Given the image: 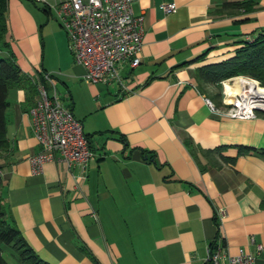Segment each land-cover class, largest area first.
<instances>
[{
	"label": "crops",
	"instance_id": "crops-1",
	"mask_svg": "<svg viewBox=\"0 0 264 264\" xmlns=\"http://www.w3.org/2000/svg\"><path fill=\"white\" fill-rule=\"evenodd\" d=\"M60 1L6 0L0 56L9 50L35 81L43 72L59 81L57 96L92 151L83 174L54 160L32 171L39 144L27 110L37 97L7 93L2 193L26 244L49 264H205L213 210L222 209L225 252L242 248L264 264V158L256 153L264 150V115L212 113L203 97L216 89L203 93L196 78L198 66L225 59L264 28V0H249L247 12L221 7L247 0H135L139 62L120 65L123 90L82 79L54 13ZM167 3L174 8L164 13ZM221 97L211 100L217 108Z\"/></svg>",
	"mask_w": 264,
	"mask_h": 264
},
{
	"label": "built area",
	"instance_id": "built-area-1",
	"mask_svg": "<svg viewBox=\"0 0 264 264\" xmlns=\"http://www.w3.org/2000/svg\"><path fill=\"white\" fill-rule=\"evenodd\" d=\"M135 0H62L54 7V13L62 28L67 48L75 63L83 69L82 79L89 83L114 84L124 89L120 77V65L134 67L139 62L141 45V15L132 13ZM160 9L170 12L172 3L161 4ZM37 80V99L27 113L31 118L34 137L39 144L38 152L31 156V169L40 170L46 161L62 162L67 168H77L84 173L92 151L82 132L81 123L62 104L48 73H41ZM252 82L257 89L258 81L236 75L220 81L223 108H217L206 97L204 103L216 115L250 119L264 111V95L250 89ZM240 84V86H236ZM235 85L230 93L225 87ZM259 89V88H258ZM222 209L216 210L219 220ZM257 249L260 246L257 245ZM206 264H253V255L238 248L234 254L225 252L221 237L214 238L205 248Z\"/></svg>",
	"mask_w": 264,
	"mask_h": 264
},
{
	"label": "trees",
	"instance_id": "trees-1",
	"mask_svg": "<svg viewBox=\"0 0 264 264\" xmlns=\"http://www.w3.org/2000/svg\"><path fill=\"white\" fill-rule=\"evenodd\" d=\"M252 6L253 2L249 0L222 2L221 4V7H231L236 11L244 12L252 10ZM5 12L6 0H0V45L6 48V43L3 41L7 31ZM235 44L236 46L230 56L196 68V78L200 90L203 93L206 92L205 86L207 85L214 86L216 89V92L206 94L205 97L210 101L220 98V81L236 75L252 78L258 81L259 86L264 87V28L259 29L249 40H240ZM36 83L37 80H33L20 70L9 50H6L5 54L0 56V153L6 151L8 146L4 120V113L8 107V90L21 88L26 92H36ZM260 113L264 115V111ZM84 137L86 139L85 135ZM253 151L255 150L250 147H238V153ZM256 153L264 158V150H259ZM222 159L227 162L233 160L232 158L223 157ZM2 191L3 177L0 176V264H9L3 257V251H6V256L12 259L15 264H49L41 260L30 249L9 218ZM212 220L216 228L215 238L220 237L218 231L219 221L214 210Z\"/></svg>",
	"mask_w": 264,
	"mask_h": 264
},
{
	"label": "rangeland",
	"instance_id": "rangeland-1",
	"mask_svg": "<svg viewBox=\"0 0 264 264\" xmlns=\"http://www.w3.org/2000/svg\"><path fill=\"white\" fill-rule=\"evenodd\" d=\"M47 19H48V21H52V23H54V25H56L57 27H58V25H57V20H55V17H54V14L53 13H51L50 15H47V17H46ZM58 28H60V27H58ZM52 29H54L53 28V26H52ZM51 32H52V30H51ZM48 48V47H47ZM47 52H48V50H47ZM56 71V70H55ZM54 75V74H53ZM53 77V76H52ZM53 80H54V83H55V89H56V93H57V95L60 97V93L59 92H61V89H60V83H59V81L58 80H56L55 78H53ZM52 80V81H53ZM44 87H45V89L46 90H48L49 89V85L48 84H45L44 83ZM8 93H9V98H10V100H12V96L14 95V90H12V89H10V90H8ZM26 94L27 95H29L30 97H31V99L32 100H34L36 97H37V94H36V92H26ZM36 100V99H35ZM35 100H34V102H35ZM33 106V105H32ZM4 253H3V257H4V259L9 263V264H15L14 262H13V260H11L8 256H6V254H5V252L6 251H3Z\"/></svg>",
	"mask_w": 264,
	"mask_h": 264
},
{
	"label": "bare ground",
	"instance_id": "bare-ground-1",
	"mask_svg": "<svg viewBox=\"0 0 264 264\" xmlns=\"http://www.w3.org/2000/svg\"><path fill=\"white\" fill-rule=\"evenodd\" d=\"M248 85L250 87V89L252 90H256V91H259L260 93H262V95H264V87H258L257 89L254 87L253 83L252 82H248ZM235 85H227L225 87V90L227 93H230L232 91V89L234 88ZM236 86H240V84L236 85Z\"/></svg>",
	"mask_w": 264,
	"mask_h": 264
}]
</instances>
